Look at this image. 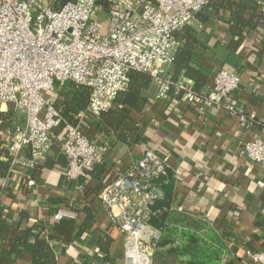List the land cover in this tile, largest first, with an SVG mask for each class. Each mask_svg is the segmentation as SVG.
Here are the masks:
<instances>
[{
  "label": "built area",
  "instance_id": "obj_1",
  "mask_svg": "<svg viewBox=\"0 0 264 264\" xmlns=\"http://www.w3.org/2000/svg\"><path fill=\"white\" fill-rule=\"evenodd\" d=\"M212 1L68 0L55 9L52 0H0V108L25 114L24 125L7 131L11 164L31 168L57 144L66 158L65 175L83 188L105 158L87 121L113 106L129 86L132 70L152 76L156 98L167 106L175 103L170 96L174 86L185 91V103L223 109L250 128L255 114L226 100L240 84L237 72L219 69L210 89L196 91L185 79L173 80L168 70L181 45V30ZM259 5L264 14V0ZM96 13L106 15L104 25ZM70 82L89 90L87 107L73 121L55 105L58 88ZM242 148L250 160L264 163V137L247 138ZM170 171L166 158L146 147L100 190L99 199L124 238L123 264H153L162 231L151 218L162 212L157 202ZM73 215L59 211L55 219ZM246 257L264 264V248L248 249Z\"/></svg>",
  "mask_w": 264,
  "mask_h": 264
},
{
  "label": "crops",
  "instance_id": "obj_2",
  "mask_svg": "<svg viewBox=\"0 0 264 264\" xmlns=\"http://www.w3.org/2000/svg\"><path fill=\"white\" fill-rule=\"evenodd\" d=\"M254 1L259 5L260 0ZM207 6L204 17L196 15L184 26L197 33L203 49L191 62L199 81L185 72L178 79H185L194 87L199 84L198 90L205 91L212 86L219 69L237 72L240 84L226 100L255 114L256 122L248 129L241 126L237 116L199 102L178 100L167 106L156 98L152 84L147 92L152 120L146 141L129 147L112 133L98 131L99 117L88 119L86 128L99 139L105 158L81 188L80 181L69 180L65 175L66 158L57 144L31 168L12 165L7 131L24 125L25 114L11 107L0 108V118L9 110L15 114L14 125L6 131L0 123V159L5 160L6 154L11 165L7 174L0 176L2 216L26 228H31L37 219L49 224L63 219L76 221L70 242L52 243L51 264H123L124 238L100 201L99 192L106 180L127 170L146 147L166 158L170 165L171 181L161 186V193L171 208L206 222L213 234L223 239L227 245L224 254L234 264H255L246 257V251L264 248V163L250 160L242 141L264 137V18L257 30L249 28L246 34L235 36L230 31L228 13ZM184 33L183 28L181 40ZM168 70L173 73V65ZM171 107L174 111L168 114ZM23 155L27 158L29 152L25 150ZM37 166L41 169L32 175V168ZM22 210L27 212L25 217L20 216ZM59 211L74 215L57 220ZM100 239L107 241V258L100 250ZM16 262L37 264L27 253H20Z\"/></svg>",
  "mask_w": 264,
  "mask_h": 264
},
{
  "label": "trees",
  "instance_id": "obj_3",
  "mask_svg": "<svg viewBox=\"0 0 264 264\" xmlns=\"http://www.w3.org/2000/svg\"><path fill=\"white\" fill-rule=\"evenodd\" d=\"M66 1L68 0H52V6L59 9ZM210 6L228 13L230 31L235 36L246 34L249 28L257 30L260 27V20L264 18L260 5L254 0H213L207 7ZM205 9L196 15L204 17ZM183 28L185 33L172 64L174 67L172 78L177 81L179 75L185 72L198 82L197 69L191 62L193 56L203 49L200 48L197 33L190 27ZM129 76V86L119 92L113 106L99 116L97 130L112 133L121 142L134 147L138 142L146 141V130L152 120L147 109L149 101L147 92L153 83L152 76L147 72L132 70ZM198 87L199 84L193 86L196 91H199ZM184 92L176 91L172 86L170 90L172 102L182 100ZM88 102V88L70 82L60 89L55 105L68 120L73 121L74 115L84 110ZM173 111V107L167 110L168 114ZM14 116L12 110L2 114L1 127L4 131L14 125ZM255 122L254 120L253 123ZM63 128L61 126L57 129L56 134L61 133ZM5 157V160L0 159V176L6 175L11 169L9 157L6 154ZM40 169L41 166L32 168L31 174L36 175ZM165 199L163 196L157 202V208L162 212L151 218L152 224L162 231V238L153 252V264H234L233 259L224 254L227 245L222 238L213 234L206 222L187 212L171 208ZM26 215L25 210L20 212L21 217ZM75 229L76 221L73 219H63L50 224L37 219L31 228H26L19 223H11L0 213V264H17L16 258L20 253L30 255L34 263L51 264L52 243L70 242ZM221 235L225 237L224 233ZM106 242L100 239L99 245L107 258L109 250Z\"/></svg>",
  "mask_w": 264,
  "mask_h": 264
},
{
  "label": "rangeland",
  "instance_id": "obj_4",
  "mask_svg": "<svg viewBox=\"0 0 264 264\" xmlns=\"http://www.w3.org/2000/svg\"><path fill=\"white\" fill-rule=\"evenodd\" d=\"M97 10H98V9H97ZM97 10H96V11H97ZM95 18H96V20H97L99 23H101L102 25L105 24V21H106V15H100V14L96 13V14H95Z\"/></svg>",
  "mask_w": 264,
  "mask_h": 264
}]
</instances>
